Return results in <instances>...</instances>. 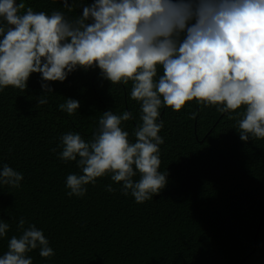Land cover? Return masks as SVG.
I'll use <instances>...</instances> for the list:
<instances>
[{"label":"trees","instance_id":"trees-1","mask_svg":"<svg viewBox=\"0 0 264 264\" xmlns=\"http://www.w3.org/2000/svg\"><path fill=\"white\" fill-rule=\"evenodd\" d=\"M21 2L20 14L31 7L74 21L94 0H67L71 11L64 0ZM131 88V82L111 84L98 68H77L63 82L32 73L25 90L0 89V170L6 164L23 174L18 188L0 183V222L10 225L0 237V257L11 237L22 234L23 218L24 228L42 230L54 251L44 258L32 250L26 254L32 264H264V139L241 141L236 112L195 100L179 112L162 106L158 171L167 173V183L144 203L124 195L111 174L85 185L83 196L67 195V176L82 171L60 158L61 137L77 133L89 142L105 111H131L134 119L121 128L135 142L141 105ZM41 98L47 103L40 105ZM68 98L80 102L72 115L58 107Z\"/></svg>","mask_w":264,"mask_h":264},{"label":"clouds","instance_id":"clouds-1","mask_svg":"<svg viewBox=\"0 0 264 264\" xmlns=\"http://www.w3.org/2000/svg\"><path fill=\"white\" fill-rule=\"evenodd\" d=\"M63 6L72 9L67 0ZM25 7L0 0V89L25 90L32 73L63 82L77 68H98L111 84L131 82V98L141 105L135 142L121 128L122 121L134 119L131 111H105L89 142L77 133L61 137L60 158L76 161L82 171L67 176V195L83 196L85 185L108 174L137 203L158 194L167 183V173L158 171L162 106L179 112L195 100L221 113L236 112L241 141L264 139V0H94L74 21L31 7L20 14ZM41 87L52 92L47 83ZM58 107L72 115L80 102L68 98ZM241 107L243 113L237 112ZM22 180L6 164L0 170L2 184L18 188ZM25 223L19 220L22 234L11 237L0 264H32L26 254L37 248L41 257L54 255L42 230L25 229ZM9 227L0 222V237Z\"/></svg>","mask_w":264,"mask_h":264},{"label":"water","instance_id":"water-1","mask_svg":"<svg viewBox=\"0 0 264 264\" xmlns=\"http://www.w3.org/2000/svg\"><path fill=\"white\" fill-rule=\"evenodd\" d=\"M16 3H17V0H16ZM263 210H264V202H263ZM263 210H262V212H263ZM259 227H260V225H258V228H257L256 234H257V232H258Z\"/></svg>","mask_w":264,"mask_h":264}]
</instances>
